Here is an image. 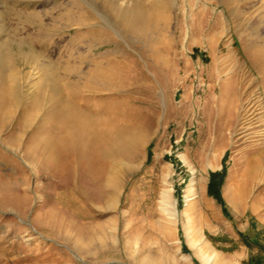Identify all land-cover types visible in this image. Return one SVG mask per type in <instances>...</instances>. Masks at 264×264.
<instances>
[{"label": "rangeland", "instance_id": "1", "mask_svg": "<svg viewBox=\"0 0 264 264\" xmlns=\"http://www.w3.org/2000/svg\"><path fill=\"white\" fill-rule=\"evenodd\" d=\"M116 1L0 0L18 77L0 104V264H264V0H143L134 33ZM84 13L95 28L75 31ZM91 61L121 66L115 86L84 87ZM57 85L129 130L107 198L42 153Z\"/></svg>", "mask_w": 264, "mask_h": 264}, {"label": "bare ground", "instance_id": "2", "mask_svg": "<svg viewBox=\"0 0 264 264\" xmlns=\"http://www.w3.org/2000/svg\"><path fill=\"white\" fill-rule=\"evenodd\" d=\"M142 1L143 0H131L130 2H125L124 0H117V5H115V8L109 13V15L112 16L114 21L120 23L122 30L127 31L128 33L142 31V29H146L144 28L146 26L147 28H150L149 21H146L143 17V10H141ZM154 1L155 0H150V3L152 4ZM103 2L105 3L106 0H103ZM92 19L93 18L89 16V14L84 13L83 18L77 23H73V26L71 27H74L75 31L79 29L92 31L96 25V22ZM17 57L19 58V56ZM14 62L15 59L12 60L11 57L7 60L2 59L3 64H1L0 61V104L4 101H14L17 99L18 77L16 72L12 70V64H14ZM103 64L104 63L100 61H91L88 63V67L93 68L87 73L88 77L85 82L88 81V83L85 84L84 82L83 84L88 90H91L90 88L97 90L102 88L103 91L104 88L111 89L113 85L115 86V83L118 81L117 79L120 78V71H117L121 68L120 65H112L109 62L104 66ZM52 67H54V65H52ZM55 70L57 71L56 68ZM62 72L63 69H61L60 73ZM78 72L80 74V71H77L76 73ZM51 74H47V76L52 77L53 74L52 76ZM54 80V78L51 79V81ZM55 90L56 92L59 90L58 85ZM60 95L61 94H59L58 91L56 97H53L55 98L54 101L56 100L55 104H57L54 117H52L55 122L51 124L53 119H50L51 121L49 120L50 122L46 129L48 132H46L47 136L44 140L42 139V153L46 155L47 161L58 166V168H63V166L68 167L69 169L78 167V170L79 167L82 168L81 170L84 172V176L94 184L99 195L101 197L106 196L105 198H107L108 194L110 195V192L116 188L117 184H119V172H121L123 165L121 160L122 157L113 155L117 148V135L119 133L129 132V128H126L128 131L122 129L123 126L121 125V121L116 118H105L101 120L98 116L92 117L90 116V112L85 110L82 111L79 109L80 107L77 108L74 105V102L72 105L71 100L68 101L65 98L66 96L64 97L65 99H61ZM81 108L83 107L81 106ZM25 122L28 123L26 120Z\"/></svg>", "mask_w": 264, "mask_h": 264}, {"label": "trees", "instance_id": "3", "mask_svg": "<svg viewBox=\"0 0 264 264\" xmlns=\"http://www.w3.org/2000/svg\"><path fill=\"white\" fill-rule=\"evenodd\" d=\"M211 186L213 185V181L211 182V184H210ZM215 195L218 197V193H215Z\"/></svg>", "mask_w": 264, "mask_h": 264}]
</instances>
